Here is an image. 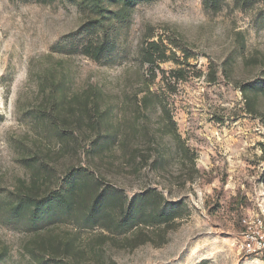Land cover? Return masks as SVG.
<instances>
[{
    "label": "rangeland",
    "instance_id": "obj_1",
    "mask_svg": "<svg viewBox=\"0 0 264 264\" xmlns=\"http://www.w3.org/2000/svg\"><path fill=\"white\" fill-rule=\"evenodd\" d=\"M77 1L0 0L3 264H37L5 204L77 169L181 203L164 242L106 249L117 264H264V0H143L124 22L107 4L114 50L97 62L99 16Z\"/></svg>",
    "mask_w": 264,
    "mask_h": 264
},
{
    "label": "trees",
    "instance_id": "obj_2",
    "mask_svg": "<svg viewBox=\"0 0 264 264\" xmlns=\"http://www.w3.org/2000/svg\"><path fill=\"white\" fill-rule=\"evenodd\" d=\"M138 1L143 0L77 1L82 8H91L98 14L99 19L89 21L90 27L97 29L99 25L103 30L102 39L85 46L87 56L97 62L114 50L108 39L112 25L105 24L103 19L105 5L119 7L113 16L124 22ZM240 1L245 0L237 3ZM204 7L219 11L221 3L205 0ZM5 205L8 215L31 233L22 250L37 264H117L111 257H105L106 249L158 244L155 238L164 242L167 232L183 216L180 202H167L155 189L128 198L113 188H99L96 178L82 169L73 170L53 190L39 195L20 193ZM63 222L71 223L72 230L61 233L50 230ZM6 256V249L0 250V264L6 262Z\"/></svg>",
    "mask_w": 264,
    "mask_h": 264
},
{
    "label": "built area",
    "instance_id": "obj_3",
    "mask_svg": "<svg viewBox=\"0 0 264 264\" xmlns=\"http://www.w3.org/2000/svg\"><path fill=\"white\" fill-rule=\"evenodd\" d=\"M254 241H255V243H252V244L248 243V241L245 242L247 252L248 251H253V252L262 251L261 250V241H258V239H255Z\"/></svg>",
    "mask_w": 264,
    "mask_h": 264
}]
</instances>
